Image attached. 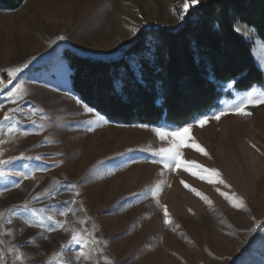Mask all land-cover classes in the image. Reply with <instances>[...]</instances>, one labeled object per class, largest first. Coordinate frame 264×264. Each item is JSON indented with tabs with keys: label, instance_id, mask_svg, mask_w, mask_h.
Instances as JSON below:
<instances>
[{
	"label": "rangeland",
	"instance_id": "rangeland-1",
	"mask_svg": "<svg viewBox=\"0 0 264 264\" xmlns=\"http://www.w3.org/2000/svg\"><path fill=\"white\" fill-rule=\"evenodd\" d=\"M162 2L160 14L142 12L135 21H130L124 10L131 6V0H26L16 10H0V70L20 66L35 56L31 70L19 74L29 92L23 108L30 112L35 106L48 117L47 120H41L39 115L32 117L45 125L40 134H35L30 120L20 117L17 127L28 130L27 136L0 132V139L6 141L0 145L3 152L0 158L10 160L21 154L43 157L14 160L6 166L5 171L23 172L29 178L22 180L13 175L0 178V211L7 217L9 209L24 202H29L38 214L41 208L54 212L70 208L76 215L70 213L66 219L69 227L77 229L86 216L85 226L96 229L101 244L95 251L90 245L85 253L88 259L81 258L79 264H105V258L113 264H261L264 105L251 107L250 116L228 114L219 121L210 120L204 127L192 128L190 135L208 155L184 147L182 159L219 172L212 183L182 168L165 169L161 175L162 166L150 162L151 154L168 147L167 141L156 137L151 127L109 120L89 130L87 121L95 116L86 114L83 104L76 103L70 76L65 79L61 71L57 57L68 65L65 50L113 59L137 38L129 31L131 27L140 28V33L151 28H180L184 22L173 15V10H179L183 0ZM61 35L67 39L56 41ZM245 39L252 44L253 57L264 74L262 41L256 33ZM54 41L50 48L49 43ZM6 75L3 71V76ZM224 92L229 97L223 98L219 107L209 113L232 104L243 94V91ZM0 101L4 102L0 107L2 119L13 105L5 101L3 94ZM45 138L51 142L45 143ZM221 179L223 184L217 182ZM161 180L164 184L158 199L167 207L173 226L178 225L175 228L163 223V211L157 207L156 198L144 195L145 190ZM181 181L203 193L211 203L195 195ZM15 183L20 187H14ZM46 190H53L54 196L43 197ZM221 192L242 199L244 207H232ZM34 196L43 198L33 200ZM73 200L77 203L72 204ZM81 203L86 213L78 210ZM258 225L261 226L255 233L250 232ZM7 227L13 229L14 235L8 236L0 226L3 241L0 250L6 260L14 255L9 249L34 240V244L21 248L30 257L28 264H58L59 257L55 254L70 240V233L64 230L45 233L40 228L28 227L22 216L14 218V223ZM77 247L73 246L72 255H78Z\"/></svg>",
	"mask_w": 264,
	"mask_h": 264
},
{
	"label": "trees",
	"instance_id": "trees-1",
	"mask_svg": "<svg viewBox=\"0 0 264 264\" xmlns=\"http://www.w3.org/2000/svg\"><path fill=\"white\" fill-rule=\"evenodd\" d=\"M26 0H0V10H16ZM202 10L177 30L142 31L113 59L64 51L72 68V91L107 120L121 125L180 126L217 109L229 94L209 79L242 77L239 91L264 86L252 44L231 28L233 16L255 26L264 44V0H205ZM219 25V27H218ZM243 25V24H241ZM136 62L144 68L142 79Z\"/></svg>",
	"mask_w": 264,
	"mask_h": 264
},
{
	"label": "snow or ice",
	"instance_id": "snow-or-ice-1",
	"mask_svg": "<svg viewBox=\"0 0 264 264\" xmlns=\"http://www.w3.org/2000/svg\"><path fill=\"white\" fill-rule=\"evenodd\" d=\"M204 6L205 5L203 4L202 0H183V3L180 6L179 10H173V15H175L181 22H185L186 17L190 18L192 15L200 12ZM241 24H243V28L240 26ZM230 26L233 31L245 37H251L252 34L256 32L255 26H250L247 21H244L243 18L239 17L238 15L233 16ZM245 29L247 30L245 31ZM129 31L133 36L137 37V39L140 38L139 36H137V34L140 33V28L131 27ZM66 39V36L61 35L56 38V41H64ZM56 41L49 43V47H53V43H55ZM261 46L264 47V44H262ZM50 55L52 54L50 53ZM57 59L60 63L61 71L65 79H67L72 73V68L69 65L64 64L62 58H60L59 56L57 57ZM35 60L36 57L33 56L31 59L20 66H14L9 67L6 70H0V94L4 95L5 101L8 104L13 105V107L4 112L2 119H0V132H6L10 136L15 133H20L23 136H27L29 134L28 130H22L17 127V124L20 122V120H18V117L30 120L31 124L33 125V131L35 132V134H40L45 129V125L39 124L36 119L32 118L39 115L41 120H47L48 117L42 109L32 106L30 112H25L23 108V102L25 101L26 96L29 95V92L25 88L24 83L19 79V74L24 73L25 70H31L30 66L33 65V61ZM136 64L140 76L137 77L135 74H133V78L142 79L144 68L140 66L139 62H136ZM3 71H6V77L3 76ZM242 75L243 74H241L240 77H230L227 81H219L216 79L215 74L210 72L209 79L220 86L223 90L229 92H239V89H236L235 85L239 82V79L242 77ZM14 81L15 83H13ZM10 84L12 85V87L8 88L7 86ZM5 89H7L6 92L4 91ZM75 100L77 104H83L84 112L86 114L95 116L94 120L87 121L89 130H94L93 126L99 123L109 122L105 118V116L95 108V106H90L83 100L82 97L77 96L75 97ZM3 103L4 102L0 101V107L3 106ZM260 105H264V86L257 87L256 85H252L249 89L244 90L243 94L239 95L238 99L233 101L232 104L220 108L212 113L200 114L199 116L192 118L190 121L185 122L183 125L177 126L175 128H169L164 123H161L159 126H151L150 124L146 123L136 124L133 126L145 129L151 127V130L156 135V137H158L161 141H167L169 145L168 147L161 148L158 151L152 152L151 154L150 162L154 164H160L162 166V171L160 173L161 175L164 174L163 170L165 169L168 171H173L175 169L182 168L185 172H189L193 176H199V179L206 180L207 182L212 183L213 177H218L220 175L219 172H217L216 170L203 168L198 163L192 161L186 162L182 159V148L184 147L194 149L196 152L201 153L204 156L208 155L206 150L202 146H200L190 135L192 128L195 126L204 127L210 120L219 121L222 116L228 114L250 116L252 113L249 111V109L251 107H257ZM50 142L51 141L48 138H45V143ZM4 143H6V141L4 139H0V145H3ZM129 151L132 150L129 149ZM2 156L3 152H0V157ZM20 159L41 160L43 159V157H31L21 154L20 156L11 157L10 160L0 158V178H6L8 175H13L20 177L22 180L28 179L29 175L26 173L5 171V168L9 163L14 160ZM193 169H196V171H193ZM200 173H210V175L205 176L201 175ZM217 182L220 184L224 183L222 179ZM181 183L184 184L186 188H189L190 191H192L202 200L207 203H211L208 198L203 195V193L198 192L195 188H190V186L187 185L184 181H181ZM163 184V180L159 181L153 188L145 190L144 195L146 197L151 196L153 198H156L157 207H160L163 211V223L165 225L173 226V222L170 218L167 207L165 205H162L160 203V200L158 199V194L162 191ZM14 187L19 188L20 184L15 183ZM73 191L76 196L80 195L78 191H75V187H73ZM220 195L229 200L232 207H244V201L242 199H238L234 196H229L224 192H221ZM53 196V190H46L43 194V197ZM43 197L34 196L33 200H39ZM71 203L76 204L77 201L73 200L71 201ZM78 210L80 212L86 213V209H84L82 203L79 205ZM70 213L72 216L76 215V213L72 212L70 208L58 212L51 211L48 208H41L40 214H38L35 209L30 206L29 202H24L12 209H9L7 212V217H5L4 212L0 211V226H2L3 229L6 230V234L8 236H13V229L7 226L14 223V218L22 216L24 217V223L28 227L40 228L45 233L56 231L58 229L64 230L65 232L70 233V240L67 244H62L60 252L55 254L59 257L58 264H79V260L81 258L88 259L85 253L89 249V246L91 245L93 251H95V248L97 246H100L101 241L96 237V229L94 227L92 230H89L85 226L88 220L86 216L84 219H81L79 221V224L81 225L79 229L69 227V221L66 218ZM57 217H65V219H58ZM260 226L261 225L253 227L252 229H250V232L255 233ZM173 227H178V225H175ZM42 238L47 239V236H42ZM2 243L3 241L0 240V244ZM34 243V240H29L26 245L14 246L13 248L9 249V252L14 253V255H12L11 259L8 260H6L5 258L4 251L0 250V264H28L30 257L22 252L21 248ZM73 246H78L76 248V252L78 253V255H72ZM104 246H106V242ZM105 264H113V262L108 258H105ZM242 264H244V262H242ZM261 264H264V261H262Z\"/></svg>",
	"mask_w": 264,
	"mask_h": 264
},
{
	"label": "bare ground",
	"instance_id": "bare-ground-1",
	"mask_svg": "<svg viewBox=\"0 0 264 264\" xmlns=\"http://www.w3.org/2000/svg\"><path fill=\"white\" fill-rule=\"evenodd\" d=\"M131 6L124 7L125 15L130 21L137 20L142 12H146L147 15L160 14L163 8L164 0H131ZM218 139V138H217ZM219 143V142H218ZM219 149V144L217 146Z\"/></svg>",
	"mask_w": 264,
	"mask_h": 264
}]
</instances>
